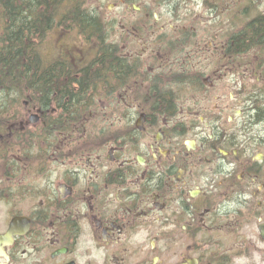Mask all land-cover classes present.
Wrapping results in <instances>:
<instances>
[{
	"label": "flooded vegetation",
	"instance_id": "af4514ba",
	"mask_svg": "<svg viewBox=\"0 0 264 264\" xmlns=\"http://www.w3.org/2000/svg\"><path fill=\"white\" fill-rule=\"evenodd\" d=\"M11 1L106 8L126 71L6 120L0 264H264V0H203L196 42L191 0Z\"/></svg>",
	"mask_w": 264,
	"mask_h": 264
},
{
	"label": "trees",
	"instance_id": "16d2710c",
	"mask_svg": "<svg viewBox=\"0 0 264 264\" xmlns=\"http://www.w3.org/2000/svg\"><path fill=\"white\" fill-rule=\"evenodd\" d=\"M11 2L26 4L23 0ZM75 3L79 2L68 0V4ZM56 18V24L61 28L65 24L69 32L84 37L82 43L86 44L81 43L82 51L81 48L66 51L58 43L50 59H45L39 53V42L47 38V30L52 28ZM4 20L7 29L0 40V134L12 133L15 125L7 119L24 117L23 99L40 106L44 115L50 103L58 110L75 113L77 105L63 104L64 96L76 93L70 87L97 86L106 80L107 71H126L123 58L113 56L117 49L108 44L107 25L91 11L67 10L63 21L61 12L17 8L4 12ZM55 86L63 90L58 92ZM81 92L79 101L84 99L81 96L88 94L87 90Z\"/></svg>",
	"mask_w": 264,
	"mask_h": 264
},
{
	"label": "rangeland",
	"instance_id": "374dc122",
	"mask_svg": "<svg viewBox=\"0 0 264 264\" xmlns=\"http://www.w3.org/2000/svg\"><path fill=\"white\" fill-rule=\"evenodd\" d=\"M189 0H179L177 3V9L175 10L176 19L183 18L188 19V13L190 5ZM90 1L84 0L83 3L87 4ZM203 0H191V20H195L197 22L195 27V33L193 36L195 37L194 42L199 41V36L203 35V29L204 27H200L199 21L204 20L203 17L204 12L202 10L201 4ZM199 4V6H197ZM63 16V13H61ZM96 14L101 18V20L104 22V24L107 25L108 30L105 32L108 36V44H113V42L118 41L119 39L122 40L119 36V28L113 29L114 24V16L113 14H110V12L105 8L99 12H96ZM4 12H0V40H2L7 26L6 22L4 20ZM65 21V20H63ZM57 19L55 21V24H53L52 28L47 30V38L43 39L40 43V49L39 53H42V56L45 59H50L51 55L54 52V49L57 48V44L60 43V46L66 48L67 50H75L78 51L81 48V43L85 41V38L82 36H77L76 32H69L66 25L63 24L62 28L56 24ZM187 42V40H185ZM150 43V42H149ZM83 45L86 43H82ZM143 46L139 48V51H142ZM82 51V48H81ZM30 102L27 99H23L22 104L24 102ZM32 103V102H30Z\"/></svg>",
	"mask_w": 264,
	"mask_h": 264
},
{
	"label": "water",
	"instance_id": "95a60500",
	"mask_svg": "<svg viewBox=\"0 0 264 264\" xmlns=\"http://www.w3.org/2000/svg\"><path fill=\"white\" fill-rule=\"evenodd\" d=\"M35 119H38L37 115H31V122H34Z\"/></svg>",
	"mask_w": 264,
	"mask_h": 264
}]
</instances>
